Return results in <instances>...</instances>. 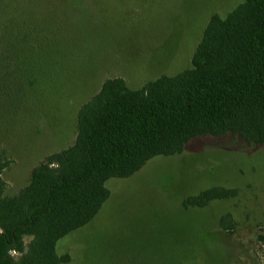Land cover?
Segmentation results:
<instances>
[{
  "label": "rangeland",
  "instance_id": "obj_1",
  "mask_svg": "<svg viewBox=\"0 0 264 264\" xmlns=\"http://www.w3.org/2000/svg\"><path fill=\"white\" fill-rule=\"evenodd\" d=\"M243 1L0 0L6 195L75 143L78 113L107 79L140 89L190 69L211 17ZM106 187L110 198L94 220L57 243L62 264H264V145L200 136ZM214 187L238 195L184 208V199ZM226 214L232 233L219 225Z\"/></svg>",
  "mask_w": 264,
  "mask_h": 264
},
{
  "label": "trees",
  "instance_id": "obj_2",
  "mask_svg": "<svg viewBox=\"0 0 264 264\" xmlns=\"http://www.w3.org/2000/svg\"><path fill=\"white\" fill-rule=\"evenodd\" d=\"M77 126L75 143L38 164L14 195L5 193L0 164V264L67 262L57 243L94 220L110 198L108 180L180 154L197 137L231 134L264 145V0H244L225 18L213 15L190 69L140 89L107 79L81 107ZM237 195L214 187L183 206L201 209ZM219 225L235 228L230 214Z\"/></svg>",
  "mask_w": 264,
  "mask_h": 264
}]
</instances>
